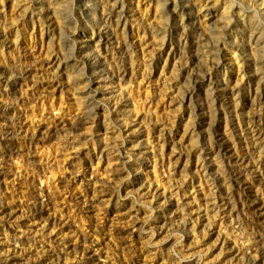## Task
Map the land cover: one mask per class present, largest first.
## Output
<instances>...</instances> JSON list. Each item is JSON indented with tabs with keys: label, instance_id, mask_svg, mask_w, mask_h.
Returning <instances> with one entry per match:
<instances>
[{
	"label": "rangeland",
	"instance_id": "1",
	"mask_svg": "<svg viewBox=\"0 0 264 264\" xmlns=\"http://www.w3.org/2000/svg\"><path fill=\"white\" fill-rule=\"evenodd\" d=\"M256 200L264 0H0V264H264Z\"/></svg>",
	"mask_w": 264,
	"mask_h": 264
},
{
	"label": "bare ground",
	"instance_id": "2",
	"mask_svg": "<svg viewBox=\"0 0 264 264\" xmlns=\"http://www.w3.org/2000/svg\"><path fill=\"white\" fill-rule=\"evenodd\" d=\"M143 30H139L138 33L142 32ZM135 56L138 58L137 64L139 66V68H141L142 66H147V59L145 57V49L144 47H141L140 49L135 51ZM34 63L33 65L29 68L30 71H32L33 69H38L40 68V64H42V58H40L38 55L34 56ZM137 74H140V72H137ZM253 207L255 212L257 213L258 216H263L264 215V205L261 204L259 201H255L253 203Z\"/></svg>",
	"mask_w": 264,
	"mask_h": 264
}]
</instances>
